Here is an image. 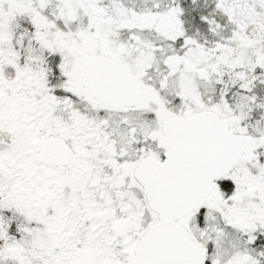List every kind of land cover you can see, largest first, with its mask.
<instances>
[{"label":"snow or ice","instance_id":"6c2138e0","mask_svg":"<svg viewBox=\"0 0 264 264\" xmlns=\"http://www.w3.org/2000/svg\"><path fill=\"white\" fill-rule=\"evenodd\" d=\"M0 264H264V0H0Z\"/></svg>","mask_w":264,"mask_h":264}]
</instances>
